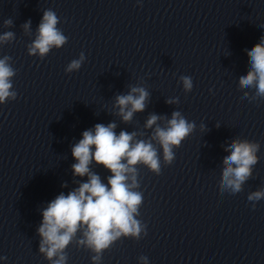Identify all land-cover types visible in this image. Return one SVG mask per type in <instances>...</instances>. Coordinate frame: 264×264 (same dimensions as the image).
<instances>
[{"label": "clouds", "instance_id": "clouds-1", "mask_svg": "<svg viewBox=\"0 0 264 264\" xmlns=\"http://www.w3.org/2000/svg\"><path fill=\"white\" fill-rule=\"evenodd\" d=\"M59 22L54 11L44 12L38 34L28 46L30 56L39 54L43 59L53 47L58 49L67 43V37L57 28ZM4 25L11 26L12 20H5ZM30 25V20L23 25L26 32ZM14 38L13 32H4L0 34V43ZM247 55L251 67L246 75L240 77L239 86L242 89H255L253 99H264V37L247 51ZM85 59L81 52L65 71L79 70ZM11 60L10 56L0 59V104L17 98L12 84L16 70L9 63ZM181 80L184 89L191 91L192 78L182 76ZM248 95L245 92L243 98L248 99ZM148 96L143 87H132L127 95H118L115 101V107L119 109L117 115L123 122L130 123L135 113L145 109ZM159 119L155 114L150 115L144 127L151 129L156 125L151 140L158 141L165 162L171 164L174 159L173 147L181 145L192 133L195 124L185 119L179 111L172 113L167 127H160L157 124ZM116 127L114 122L107 125L97 123L93 129L84 131L82 138L72 147V156L76 161L72 165L73 174L80 178L87 177V180L79 183L67 195L61 193L42 210V221L37 229L39 253L50 264H67V249L73 244L92 253V264H101L103 253L122 237L139 240L141 233L147 235V226L137 219L143 203L142 192L135 190L140 186L137 165H144L159 175L160 157L151 140L137 139V132L121 130L117 134ZM259 148L257 142L236 139L225 149L229 155L223 161L225 167L219 185L221 193L235 195L243 190L242 186L252 176L253 167L258 162ZM93 162L111 173L107 184L98 173L91 171ZM247 199L253 202L254 209L255 202L264 199V188L249 193ZM138 259L141 264H148V257L142 255Z\"/></svg>", "mask_w": 264, "mask_h": 264}]
</instances>
